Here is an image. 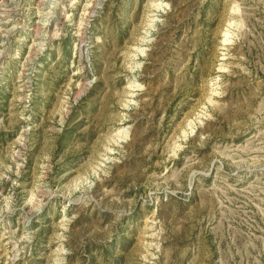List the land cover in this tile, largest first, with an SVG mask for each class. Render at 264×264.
I'll return each instance as SVG.
<instances>
[{"label": "rangeland", "instance_id": "374dc122", "mask_svg": "<svg viewBox=\"0 0 264 264\" xmlns=\"http://www.w3.org/2000/svg\"><path fill=\"white\" fill-rule=\"evenodd\" d=\"M0 264H264V0H0Z\"/></svg>", "mask_w": 264, "mask_h": 264}]
</instances>
